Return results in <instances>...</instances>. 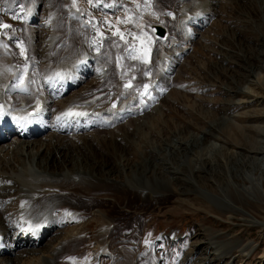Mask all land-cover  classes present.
<instances>
[{"label":"bare ground","instance_id":"bare-ground-1","mask_svg":"<svg viewBox=\"0 0 264 264\" xmlns=\"http://www.w3.org/2000/svg\"><path fill=\"white\" fill-rule=\"evenodd\" d=\"M64 1L65 11L61 16H66V25H59L57 29L58 17L50 8L51 0H32L24 6L0 0V25L4 28L0 34V110L3 111L0 115V264H137L134 260L123 259L121 243L127 241L126 235L114 239L116 227L111 233L109 229L114 222V211H128L123 205L129 201L124 193H128L129 198L137 196L153 201L165 195L162 191L171 194L193 191L225 208L229 212L227 219L233 212H240L245 222L264 226V221L234 204L226 182H220L219 177L225 172L234 177L239 175L238 166L248 165L251 172L256 169V157L263 155L264 145L250 136L254 128L231 124L236 132L230 137L239 146L229 151L228 147L210 139L217 138L227 118L219 122L220 118L208 115L212 112L200 104V113L205 119H213L217 124H202L198 131L188 130L185 137L183 131L152 137L151 132L157 134L168 125L158 111L163 106L155 104L154 97L148 99L144 92L153 78L159 76L158 70L144 85L140 98L125 94L120 88H106L94 93V87L99 88L109 81L110 62L106 66L98 57H105L108 45L114 42L102 34L100 28L104 21L92 13V8H81L80 0L72 1L73 4ZM224 1L173 0V4L161 11L162 22L158 25L167 32L170 31L168 22L177 31L182 28L195 30L197 38L205 41L206 26L216 17ZM234 3L231 15L234 18L237 17L235 12H247L240 10L246 3L247 10L253 9L250 0H227L224 6L234 7ZM119 6V0L93 2V8L102 12L105 8L114 10ZM257 6L264 12V0H257ZM21 7H24V11L21 10L23 16L19 17ZM122 7L126 8L125 5ZM167 14L171 17L168 18ZM242 22V27L237 29L244 30L246 25ZM71 24L74 26L68 31ZM94 24L100 28H95ZM72 30H78V34L82 31L87 42L69 52L68 45L63 46L70 42L69 37L76 42L84 39L81 35L76 37ZM229 35L241 41L234 31L231 30ZM229 35L226 34V39ZM163 39L164 36L157 35L152 39V42H159L161 53L167 45ZM240 45L245 51L248 49L242 42ZM103 47L105 51H102ZM125 47L123 55L131 56L135 51L133 46ZM235 47L225 48V51L218 49L217 52L226 54L221 60L233 57L241 62L238 65L241 71L234 77L242 82L248 78L251 66L250 62L249 67L242 64L244 56L232 55ZM255 52L262 60L264 47ZM178 61L173 58L171 64ZM177 67L176 73L181 70L180 65ZM148 69L154 70L153 67ZM172 99H177L175 92ZM91 108L93 110L89 113ZM133 122L132 131L130 128L120 131L124 124L131 126ZM231 125L227 126L231 128ZM144 130L149 135L140 139ZM93 131L97 135L91 137ZM248 180L255 185L251 176ZM93 220L99 222V227L96 250L91 254L84 241L91 239L88 224ZM49 232L56 237L45 243L44 238ZM210 235H215L216 239L219 233ZM77 243L79 245L75 248ZM227 244L234 246L232 242L224 241L223 247ZM131 246H135L133 242L126 248L131 254L130 259L135 255L134 251H129ZM66 250L72 251L59 262V256ZM216 252L189 264H212L217 259Z\"/></svg>","mask_w":264,"mask_h":264},{"label":"rangeland","instance_id":"rangeland-1","mask_svg":"<svg viewBox=\"0 0 264 264\" xmlns=\"http://www.w3.org/2000/svg\"><path fill=\"white\" fill-rule=\"evenodd\" d=\"M10 1L14 2L15 6H24L28 5L32 0ZM51 1L50 8L54 10L55 15L58 17L56 18L57 23H59L58 29L60 26L66 25V16H61V13L63 14L65 11L63 8L65 1ZM72 1L76 2L77 0H69L68 3L73 4ZM146 1L148 0H119V7H116L115 10L105 8L103 10L105 12L93 8L94 0L79 1V4L82 5L81 8L89 10L92 8L93 14L101 16V20L104 21L101 25L103 27L100 28L97 23L94 24L95 28H100L102 34L107 35V39L112 40L115 44L111 43L108 45L109 50L105 57L101 58V55L98 57L99 62L106 66L110 62L108 65L110 72H108L109 81L99 86V88L94 87V93L106 88L108 90L120 88L121 92L133 94L140 98L143 96L141 92L144 85L154 77L155 72L158 70L157 58L160 50L159 42H152V39L156 37L153 28L162 22L161 11L163 12L164 8L167 9L169 5L173 4V0H149L150 2L144 3ZM226 1L223 2L224 4H220L216 17L210 20L209 25L206 26L207 29L204 32V35L206 33V36H204L205 41L202 40L201 42L199 37L194 39V48L191 54L186 58H180L178 63H176V65L178 64L177 66L180 65L181 70L178 73L172 71V74H167L159 79L161 84L158 87H161L160 89L163 91L162 95L158 97L156 104H159L160 107L163 106L158 111L165 118L164 120H167L168 125H165L166 127L164 126L163 130L158 131L157 134L151 132L152 137L164 136L168 132L169 134L179 133L180 131H183V137H185L188 134V130L198 131L199 126L202 124L205 126L217 124L213 119H205V115L203 116V113H200V104H202L205 109L212 112V114L207 113L208 115H212L211 117L213 118H220L219 122H222L223 118H227L224 128L219 129L216 139L215 137L210 138L211 142L222 144L228 147L229 151L237 149L239 145H236L232 137H230L236 132L231 125L235 123L240 126L251 125L254 131H251L250 136L254 137L253 140L258 141V144L264 145V57L262 56V60H260L255 52V50L264 47V12L258 8L257 0H250L253 9L247 10L249 7L246 3L240 10L243 9L247 12L243 14L240 11L239 13L235 12L237 17L234 18L231 15L233 13L232 10L235 8V3L232 4L234 7L228 6L229 4L224 6ZM230 1L228 0V2ZM76 4L74 3V5ZM122 5H125L126 8H123ZM144 8L146 9L144 10ZM21 10L24 11V7H21L19 17L23 16V11ZM167 17L170 18L171 16L167 14ZM242 21L246 25L244 26L245 28L243 27L244 30L237 29L242 27ZM168 24L169 32L178 35L179 32L174 29L173 25H170L171 22H168ZM236 24H240V26L238 27ZM72 26L74 24L68 26V31ZM2 30L4 28L0 25V34L3 33ZM231 30L235 32V36L241 41H236L237 38L229 35ZM60 31L63 33L64 30ZM77 31L72 30L71 32L76 37L80 38L83 36L84 39L80 38L83 41L76 42L69 37L70 42L63 45L69 46V48L67 46L69 52H74V50L82 47L87 42L86 35H83L82 31L78 34ZM226 34L230 36L229 39H226ZM64 40L65 38L63 37L62 41ZM241 42L250 51L248 49L245 51V48L240 45ZM124 44L129 48L133 46L135 51L131 53V56L123 55L126 48ZM232 46L238 47L233 49L234 54L232 55L235 57V54L244 56L245 60L242 64L249 67L250 62V74L242 82L241 80L238 82V79L236 81L234 77L236 74L239 75L241 71L238 66L241 62L235 61L233 57L221 60L226 55L221 51H225V48L231 49ZM252 48L255 50H252ZM218 49H221V51L217 52ZM102 51H105V47L102 48ZM152 67L155 71L148 69ZM119 71L120 73H118ZM166 81L171 83L167 86L168 88L164 87V82ZM174 92L177 96L176 100L172 99ZM133 116L136 118L143 117ZM128 124H124L120 131L125 132L129 128L132 131L134 122L130 124L131 126ZM228 124L231 125V128L227 126ZM154 130H158V128H154ZM94 131L91 133V137L97 135ZM200 134H203V130ZM148 135L149 133L144 130L143 133H140L139 138H146ZM167 145L169 146L170 144L168 143ZM246 150L249 151L250 149L247 147ZM211 154L213 155L210 152ZM261 154L263 155L256 157L257 167L252 172L249 170L251 168L248 165L246 167L237 165V173L239 175L234 177L230 173L225 172L223 176L219 177L221 178L220 182L221 180L226 182L231 200L240 210L260 221H264V153L262 152ZM87 155L95 157L92 154ZM250 176L255 185L248 182V177ZM162 193L167 197L160 195L153 201H150L149 198H147L148 200H142L137 196L129 198V194L124 193L129 201H126L123 205H126L125 208L128 211L115 212L114 208L111 209V213L114 211V224H111L110 233L116 227L113 231L115 232L113 233L114 239H119L122 235H126L127 241L121 243L124 248L123 259L134 260L137 264H152V262L153 264L156 262L157 264H189L202 259L205 255L208 256L209 253L212 255L218 250L216 252L218 254L217 259L212 264H264V226H256L245 222L242 220L240 212H233L232 216L227 219L229 212L225 208L219 207L209 201V199L200 197L193 191L186 190L185 192L174 194L162 191ZM119 199L121 200L123 197ZM119 205H122L121 201ZM98 227L99 222L96 220L88 224L91 239L84 241V243H87L91 254L96 250L95 242ZM213 232L219 233L216 239H214L215 235H210ZM55 237L54 234L49 232L45 236L44 242H52ZM224 241L232 242L234 246L227 244L223 247ZM131 242L135 245L131 246L132 249H130L131 247L129 248V251H134L133 253L135 254L132 259H130L131 254L126 252V248ZM77 245L79 243L74 245L75 248L78 247ZM77 249L80 250L79 248ZM69 251L71 252L72 250L63 252L59 256L58 261L62 262L70 253ZM201 252L205 253L201 255ZM65 253L67 254L64 255Z\"/></svg>","mask_w":264,"mask_h":264},{"label":"water","instance_id":"water-1","mask_svg":"<svg viewBox=\"0 0 264 264\" xmlns=\"http://www.w3.org/2000/svg\"><path fill=\"white\" fill-rule=\"evenodd\" d=\"M157 34L158 35H163V29L160 27H157Z\"/></svg>","mask_w":264,"mask_h":264}]
</instances>
